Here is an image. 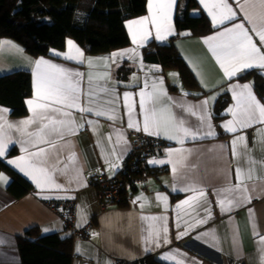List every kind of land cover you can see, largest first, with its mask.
<instances>
[{
	"label": "crops",
	"instance_id": "crops-1",
	"mask_svg": "<svg viewBox=\"0 0 264 264\" xmlns=\"http://www.w3.org/2000/svg\"><path fill=\"white\" fill-rule=\"evenodd\" d=\"M198 2L201 7L193 9L191 13L199 15L204 11L212 21L208 10L200 0ZM227 3L236 12L233 20L215 25L216 29L204 36H193L188 30L181 31L176 39V44L197 78L200 89L184 86L176 70H169L165 76L162 75L158 67L144 60L141 52V48L151 41L165 42L178 34L175 17L180 9V0H174L171 8L172 29L170 33H164L166 38L157 39L155 27L147 23L144 27L149 35L137 44L133 42L132 31H136L139 26L133 24L130 31L129 22L151 17L147 0L146 13L126 22L132 40L131 47L126 50L135 49V52H128L124 56L113 57V53L91 54L71 40L74 47L70 48L67 44L62 59L46 56L34 58L17 42L2 40L10 43L0 44V75L16 70L32 72L33 94L26 101L35 98V61L42 58L73 73L81 74L79 77H73L74 81L79 80V104L81 107H91L93 111L63 109L71 112L77 126H83L77 127L74 132L66 133L63 139H55L53 143L58 149L51 153L47 163L42 165L49 169L52 179L56 184L62 185L61 188L43 184L38 187L32 176L7 162L25 156L23 148L28 147L18 142L21 139L20 133L15 128L8 130L11 142L7 144L5 156L1 159L29 181L33 188L21 196H16V193L9 189L13 177L6 171L0 172L7 178L6 182H0V264H21L17 237L32 226H39L44 233L59 231L62 236L72 235L66 230L62 218L48 205L53 199L77 200L78 226L84 227L92 223L87 236H74V264H109V255L135 262L153 256L167 264H231L241 259H244L246 264H262L264 122H253L244 128L237 126L235 132L228 131L225 125L235 119L232 112L228 111H235L236 105L232 86L250 85L252 94L264 105V99L255 88L254 78L240 79L248 72L264 76V68L254 66L243 69L229 78L211 50L217 41L206 40L232 27L234 23L243 21L253 42L262 53L264 42L260 41L259 36L252 31V25L244 19V14L239 8L243 0H227ZM137 38L139 40V36ZM76 49H79L82 55H79ZM66 55L75 58L66 59ZM126 60L135 68L127 77L118 78L115 75L116 64ZM229 67L231 70L230 65ZM154 84L171 98L167 101V107L174 116L185 121V127L197 133L195 138L181 134L177 139H169L163 132L159 135H149L142 130L144 116L140 108V92H151ZM172 85L176 86V89H172ZM235 91H241V87ZM126 92L131 94L127 103L133 106V123L139 124L140 131L128 126V108L124 98ZM223 94L230 95V101L225 107L218 109L217 100ZM204 101L208 103L204 105ZM26 106V115L15 116L8 107L0 104V109L7 110L0 115L5 121L17 124L33 117L27 103ZM188 107L196 114L187 111ZM96 111H104L105 114L98 116ZM111 116L116 118L111 119ZM201 116L206 119L201 120ZM53 118L64 119L59 113ZM35 127L29 125L28 130L34 131ZM251 130L254 131L253 134L250 133ZM209 132L214 135H208ZM136 133L162 138L167 148L162 154L148 157L151 173L145 178L146 189H134L130 194L136 198V204L127 201L126 205L122 206L118 202H110L108 207L103 209L98 195V182L101 178L119 174L124 159L130 155L131 139ZM168 135L176 133L173 131ZM238 137L244 139H237ZM234 140L236 155L233 154ZM38 147L47 149L49 145L41 144ZM13 150L16 152H12ZM36 150V147H29V152ZM152 160L157 163H149ZM237 169L244 174L242 183L247 187L250 200L233 207L231 211H222L220 200L227 202L239 199V192L224 191L241 183L237 179ZM249 169L252 170L251 179L247 178ZM190 189H196V192ZM200 190H203L205 195L199 198L198 203H182L197 195ZM158 194L164 199H157ZM146 217L148 219H145ZM153 217L157 219H151ZM163 227L167 228V232L161 231L160 243L156 246L152 239L148 238L149 231ZM165 235L169 243L163 242Z\"/></svg>",
	"mask_w": 264,
	"mask_h": 264
},
{
	"label": "trees",
	"instance_id": "trees-1",
	"mask_svg": "<svg viewBox=\"0 0 264 264\" xmlns=\"http://www.w3.org/2000/svg\"><path fill=\"white\" fill-rule=\"evenodd\" d=\"M200 7L198 0H180V9L175 17L178 34L168 41H151L141 48L148 64L158 67L164 76L167 71L176 70L183 85L189 89H200L199 82L182 56L176 39L181 31L188 30L193 36H204L216 29L204 11L199 15L191 13ZM146 11L147 0H0V42L3 39L13 40L34 58L62 59L69 40L78 43L88 53L111 54L131 47L126 22ZM134 68L127 60L122 61L116 64L115 75L125 78ZM251 77L258 94L264 99V76L248 72L240 79ZM171 88L176 89V86ZM32 94L31 71L16 70L0 75V104L8 107L12 115L24 116L28 113L26 99ZM229 101L230 95H221L217 108L225 107ZM1 171L13 177L9 189L16 196L33 188L29 181L0 158ZM127 172L126 180L140 173H133L130 168ZM117 202L123 206L127 201L124 198ZM17 245L21 264H74L76 238L73 235L62 236L59 231L44 233L39 226H32L18 235ZM135 264L167 263L147 256Z\"/></svg>",
	"mask_w": 264,
	"mask_h": 264
},
{
	"label": "snow or ice",
	"instance_id": "snow-or-ice-1",
	"mask_svg": "<svg viewBox=\"0 0 264 264\" xmlns=\"http://www.w3.org/2000/svg\"><path fill=\"white\" fill-rule=\"evenodd\" d=\"M174 0H149V7L151 11V17H143L136 21L129 22V28L133 24L138 25L139 28L136 31H132V39L134 43L139 44L141 40H144L149 35L147 29L144 27L147 23H151L156 29V38L164 40L166 36L164 33H170L172 29L171 25V8ZM200 3L208 10L209 15L212 17L213 25L223 24L226 20H233L236 16V12L227 3V0H200ZM240 11L244 14V19L252 25V31L259 36L260 41L264 42V0H243V3L239 4ZM139 36V40L138 37ZM222 38V39H218ZM207 41H217L215 47H212L213 55L217 57L220 62L221 68L224 69V73L227 77H232L237 72L251 68L254 66L264 68V53L260 51L257 45L253 42L249 30L245 27L243 21L234 23L232 27L226 28L225 31L220 32L217 36L208 37ZM10 43V42H0ZM68 45L70 48L74 47L73 42L69 40ZM79 55V49H76ZM128 52H135V49L125 50L120 53H113L112 56H124ZM66 59H74L71 55H66ZM106 59V58H105ZM91 64V61H89ZM231 66V70L230 67ZM239 65L240 67H238ZM35 98L34 100H28L26 103L29 105L30 110L33 112V117L19 121L17 124L7 122L0 115V158L5 156V149L8 143L11 142V136L8 130L15 128L20 133V140L18 142L28 147H24L23 151L26 153L25 156H21L15 160L7 161L9 164L15 165L20 171L32 176L36 181L37 186L43 185L61 188L62 185L56 184L52 179V175L47 167L42 165L46 164L50 158V154L56 152L58 146L53 143L55 139H63L66 133L74 132L77 127L75 120L72 118L70 111H64L63 109L78 108L81 112H92L91 107H81L79 104V80H73V77H79L80 73H73L69 69H65L62 66L52 64L49 61H45L42 58L35 61ZM91 80V76L89 77ZM147 88V84L145 85ZM233 96L236 99L235 111L229 109L234 116V121H229L225 125L226 129L231 132L237 130V126L240 128L249 127L253 122H264V105L256 99L252 94L250 85L243 86H232ZM241 87V91H235L236 88ZM130 93H124L125 106L128 108V117L130 128H135L140 131L141 128L138 123H133L134 109L131 104L127 101L130 98ZM140 108L143 112V128L142 130L149 135H159L163 132L169 139H177L183 134V136H192L195 138L197 133H193L189 128L185 127V121L182 118H177L167 107V101L170 97H167L166 92L162 89H157L154 84L152 91L145 93L140 92ZM214 99V97L212 98ZM204 105L208 101L202 102ZM183 107V106H181ZM192 112L191 107L186 109ZM6 109H0V113L6 112ZM62 114L64 119H55V114ZM104 111H96V115H104ZM195 115V112H192ZM111 119H115V116H111ZM201 120H205L206 117L201 116ZM91 123V121L89 122ZM35 125L34 131H29L28 126ZM210 127V125H209ZM175 132L176 135H168L169 132ZM208 135H214L209 132ZM110 139V138H109ZM237 139L243 140V137ZM181 142H183L181 140ZM41 144H48L49 147L43 148L38 147ZM236 141H233V154L236 155L235 151ZM29 147H36L35 152H29ZM171 151V150H170ZM57 162L58 159H57ZM149 163H157L152 160ZM163 163V161H161ZM112 167V165H110ZM53 167V171H55ZM175 171V167L173 169ZM251 169H249L248 179H251ZM6 177L3 173H0V182H6ZM237 179L241 183L237 184L234 188L229 187L224 189L228 192H239V199L220 200V206L222 211H231L233 207H238L242 203L250 200L247 195V187L242 183L244 174L240 169H237ZM196 192V189H190ZM205 193L200 190L197 195L189 197L188 200L182 203L187 204L189 201L198 203L199 198L203 197ZM140 199V198H138ZM157 199H164L159 194ZM227 205V206H226ZM179 207V205H178ZM145 219H148L147 217ZM157 219L155 217L151 218ZM203 223L204 221H200ZM49 231V229H44ZM163 231L167 232V228L163 227L160 229L152 228L149 231V237L152 241L159 246L160 233ZM258 234V233H254ZM164 243H169L167 236L163 237ZM261 243L264 244V237H261ZM79 250V249H78ZM167 258V257H165ZM262 264H264V249H262Z\"/></svg>",
	"mask_w": 264,
	"mask_h": 264
},
{
	"label": "built area",
	"instance_id": "built-area-1",
	"mask_svg": "<svg viewBox=\"0 0 264 264\" xmlns=\"http://www.w3.org/2000/svg\"><path fill=\"white\" fill-rule=\"evenodd\" d=\"M254 133L253 130L250 131ZM167 148L166 142L161 138L149 136L143 133H136L133 136L132 150L128 158L125 159L120 168L119 175L116 177H104L99 180L98 194L100 205L103 209L107 208L111 201H121L126 198L136 204V198L129 194L132 189L144 191L146 189L145 178L148 175V157ZM151 153V154H150ZM147 154H150L147 157ZM129 168L133 173L140 172L137 176H133L131 180L125 179ZM48 205L57 212L62 218L65 228L72 235L85 237L91 228V224L79 227L78 219V203L75 199H53ZM109 264H134L133 261L124 258H114L107 256ZM231 264H246L244 259L238 260Z\"/></svg>",
	"mask_w": 264,
	"mask_h": 264
},
{
	"label": "rangeland",
	"instance_id": "rangeland-1",
	"mask_svg": "<svg viewBox=\"0 0 264 264\" xmlns=\"http://www.w3.org/2000/svg\"><path fill=\"white\" fill-rule=\"evenodd\" d=\"M162 139V138H161ZM163 140V139H162ZM164 142H165V140H163ZM132 144H133V138L131 139V150H132ZM164 151L163 150H161L160 152H158V153H156V154H153V155H157V154H162ZM151 154V153H150ZM150 154H147V157L150 155ZM150 156H152V155H150ZM149 156V157H150ZM128 158V157H127ZM124 161H125V159H124ZM124 161H123V163H124Z\"/></svg>",
	"mask_w": 264,
	"mask_h": 264
},
{
	"label": "clouds",
	"instance_id": "clouds-1",
	"mask_svg": "<svg viewBox=\"0 0 264 264\" xmlns=\"http://www.w3.org/2000/svg\"><path fill=\"white\" fill-rule=\"evenodd\" d=\"M121 167H122V166H121ZM121 167H120V168H121ZM119 172H120V170H119ZM118 175H119V174H118ZM118 175H117V176H118ZM115 177H116V176H115ZM133 190H134V189H132V192H133ZM129 194H131V192H130ZM98 195H99V194H98ZM125 199H126V198H125ZM126 201H129V200L126 199ZM111 202H117V201H111ZM131 202H132V201H131ZM132 203H133V202H132ZM133 204H134V203H133ZM107 207H108V206H107ZM89 224H91V227H92V223H89ZM87 225H88V224H87ZM90 230H91V228H90ZM90 230H89V231H90ZM89 231H88V232H89ZM87 235H88V234H87ZM73 236H74V235H73ZM75 237H78V236H75ZM133 262H134V264H135V261H133Z\"/></svg>",
	"mask_w": 264,
	"mask_h": 264
}]
</instances>
